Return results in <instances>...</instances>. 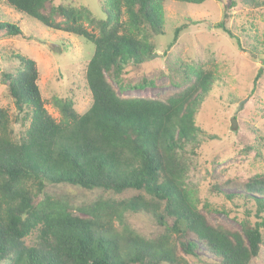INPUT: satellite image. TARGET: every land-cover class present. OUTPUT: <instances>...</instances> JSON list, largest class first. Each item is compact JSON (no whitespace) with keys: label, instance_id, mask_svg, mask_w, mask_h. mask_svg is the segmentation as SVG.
Returning <instances> with one entry per match:
<instances>
[{"label":"trees","instance_id":"1","mask_svg":"<svg viewBox=\"0 0 264 264\" xmlns=\"http://www.w3.org/2000/svg\"><path fill=\"white\" fill-rule=\"evenodd\" d=\"M0 1L46 28L94 46L86 68L92 104L79 114L71 97H54L59 121L45 108L35 60L15 54L18 66L1 73L17 112L12 117L0 107V264H188L184 254L196 257L201 246L218 264H251L260 256L264 173L242 182L230 178L212 188L220 192L238 186L240 231L212 224L206 214L209 203L186 182L201 135L213 139L195 116L218 79L214 70L204 63H181L169 76L177 92L161 99L121 96L127 89L154 86L145 78L132 83L130 67H140L156 54L153 38L165 34L168 0H101V19L84 6L52 0ZM176 1L202 5L207 0ZM240 2L264 6L263 0ZM219 28L234 38L224 22ZM182 30H175L173 42ZM0 31L11 38L23 34L16 24L1 20ZM236 43L240 46L238 39ZM256 51L253 46L248 52ZM13 124L23 130L16 134ZM49 185L110 196L76 205L67 194L47 192ZM128 192L135 194L115 198ZM127 213L152 215L164 229L142 237L124 224ZM114 220L123 224L121 232ZM34 232L39 247L25 244Z\"/></svg>","mask_w":264,"mask_h":264},{"label":"rangeland","instance_id":"2","mask_svg":"<svg viewBox=\"0 0 264 264\" xmlns=\"http://www.w3.org/2000/svg\"><path fill=\"white\" fill-rule=\"evenodd\" d=\"M52 2L84 6L95 18H103L101 0ZM164 12L165 34L153 38L157 46L155 57L140 67H130L132 83L145 78L152 80L154 86L127 89L121 96L161 99L177 92L179 88L171 83L169 76L170 70L181 63H204L214 70L218 79L200 101L195 116L206 137L212 136L213 139L201 135V148L198 156L193 157V168L186 182L209 203L211 210L206 214L212 224L240 231L239 212L243 208L236 205V202L241 203L238 186L223 187L220 192L212 188L230 178L242 182L250 175L264 173V63L259 58L264 55V6L249 8L240 0H207L202 5L168 0ZM0 20L16 24L23 33L11 38L0 31V107L12 117L17 112L6 86L1 83V73L15 70L19 63L13 56L21 54L35 60L45 108L54 119H60L53 104L54 97H71L79 114L87 111L92 96L86 84V68L94 50L93 44L73 34L46 28L2 1ZM223 22L234 38L219 28ZM181 26L183 30L173 42L175 30ZM88 29L93 30L91 26ZM93 31L97 33V30ZM170 44H173L171 48ZM253 46H257V51L251 54L248 51ZM259 72L262 75L254 89ZM13 127L16 134L23 130L19 124H13ZM47 192L67 194L76 205L110 196L99 190L88 191L69 185H49ZM134 194L128 192L115 198H130ZM229 195L232 198H228ZM124 220L128 228L145 238H152L164 229L152 215L145 213H127ZM122 225L114 220L119 232L123 230ZM25 244L39 247L38 233L28 236ZM184 256L188 264H218L202 246L196 257ZM251 264H264V247Z\"/></svg>","mask_w":264,"mask_h":264},{"label":"water","instance_id":"3","mask_svg":"<svg viewBox=\"0 0 264 264\" xmlns=\"http://www.w3.org/2000/svg\"><path fill=\"white\" fill-rule=\"evenodd\" d=\"M153 57H155V55H153L152 58H153ZM259 58H260V59L263 61V63H264V55H261ZM263 68H264V65H263Z\"/></svg>","mask_w":264,"mask_h":264}]
</instances>
